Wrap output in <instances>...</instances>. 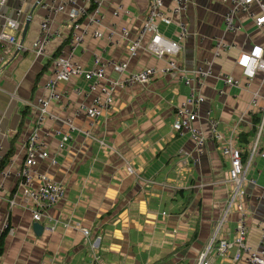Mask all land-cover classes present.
Masks as SVG:
<instances>
[{"label":"crops","instance_id":"crops-1","mask_svg":"<svg viewBox=\"0 0 264 264\" xmlns=\"http://www.w3.org/2000/svg\"><path fill=\"white\" fill-rule=\"evenodd\" d=\"M45 1L50 0L37 5L38 0H9L0 8V33L6 31L15 38L13 42L0 40V154L2 159L8 157L3 167L0 160V233L4 222L13 228L5 238L0 264H198L224 214L232 187L230 160L222 155L221 144L210 138L207 111L218 119L225 137L234 129L238 135L252 129L254 118L260 121V113L252 111L250 105L254 92L260 95L259 104H264V72L245 84L236 59L241 50L264 45V38L247 16H240L239 32L225 31L223 16L231 0H190L189 9L175 16L172 23H159L163 34L171 38L178 37L181 21L187 25L189 34L178 60L188 71L212 60L213 76L196 86L205 96L197 124L209 136L201 156L196 155L189 134L176 129V109L190 94L191 86L174 75L118 88L111 108L98 119L78 110L80 104H91L95 95L89 82L82 77L59 82L56 92L61 99H51L42 127L50 156L41 158L36 170L63 183L66 195L47 211L58 227L55 231L45 227L39 236L33 229L37 221L32 218L31 201L20 193L13 207L10 201L19 190L17 173L36 117L28 103L48 97L44 86L52 76V61L70 51L72 29L67 12L50 14L52 28L59 35L46 46L45 54H37L33 48L40 24L49 14L42 7ZM148 1L101 0L103 19L99 25L87 26L86 17L80 20L88 32L74 49L73 59L87 68L94 66L95 55L127 61L132 71L164 66L163 60L143 48L133 57L129 54L131 38L142 25ZM119 4L129 15H114ZM94 6L89 8L92 14ZM7 18L18 22L17 30L5 27ZM124 25L131 30L129 40L113 43L93 35L97 27L107 32ZM148 39L149 34L143 42ZM218 39L236 45L212 59ZM223 74L240 84L225 83ZM107 76L117 79L121 73L110 69ZM67 121L73 126L72 138L59 149L60 135L70 130ZM259 152L252 158L245 182L248 245L253 248L261 246L264 232V201L259 199L264 193V132ZM128 166L134 174L128 172ZM4 169L10 171L8 176L2 175ZM39 184L36 180L35 185ZM236 219V212L226 217L219 238L234 240ZM82 228L90 230L88 237ZM98 235L101 240L94 247ZM236 251L233 247L227 255L218 256L213 250L209 264H250L248 252L234 262Z\"/></svg>","mask_w":264,"mask_h":264},{"label":"built area","instance_id":"built-area-1","mask_svg":"<svg viewBox=\"0 0 264 264\" xmlns=\"http://www.w3.org/2000/svg\"><path fill=\"white\" fill-rule=\"evenodd\" d=\"M9 0H0V8ZM22 2V0H16ZM190 0H149L148 7L140 28L131 38V30L122 26L120 30H108L104 32L100 28L93 30L95 37L106 38L109 42H119L121 39L129 40V54L131 57L138 53L140 48L149 52L158 60H163L164 66H145L138 70H129V64L124 60L104 59L99 55L94 57V66L87 68L73 59L74 49L82 43L88 32L87 26L99 25L103 16L100 11L101 0H50L42 2V7L49 11V14L40 24L39 36L33 42V48L37 54L43 55L46 46L59 35L58 30L52 28L50 14L57 12H67L71 24L72 34L70 40L69 53L59 54L52 61V76L45 84L48 91V97H40L35 103L31 104L34 108L36 117L34 119L33 129L25 144V160L19 169L17 176L20 179L19 190L15 192L10 206L16 203L18 194H23L32 203V218L37 222H43L45 227L50 231H55L58 227L57 221H52L51 216H47V211L55 204L60 202L66 195V187L63 183L51 179L45 174L38 173L36 166L41 158H48L50 152L46 141V134L42 131L45 119L48 116V107L51 99L60 101L61 96L56 92V86L59 82L69 80L71 77H82L89 82L90 89L95 92L91 104H80L79 111L85 112L89 117L98 119L108 111L114 101V93L118 88H130L136 85L149 84L158 76L172 74L182 80L185 84L191 86V92L187 98L178 105L176 109V129L180 134H189L195 145L197 156L203 154L204 147L208 140V135L197 124L200 109L199 107L205 102V96L199 91L198 87L202 86L205 80L214 74L212 60H205L203 66L188 71L178 60L181 53L183 41L188 37L189 29L185 22L179 23V32L177 38H171L163 34L160 30L159 23H172L175 16L185 13L190 6ZM94 4V13L89 12L90 6ZM167 6V7H166ZM129 15L128 10L119 6L114 10V15L119 16L121 13ZM240 16L251 18L259 34L264 38V0H231L226 10L223 20L225 31L228 33H237L241 29L239 22ZM88 18L87 26L83 27L81 18ZM5 27L15 31L18 29V22L7 18ZM149 34L147 43L143 42L146 35ZM1 41L15 40L14 35L6 31L0 33ZM234 42H227L225 39H218L213 46L212 59L220 57L223 52L235 47ZM237 65L241 68L242 74L246 80L245 84H250L259 72H264V45L253 44L246 50H241L236 59ZM113 69L121 73V77L114 79L107 76L108 70ZM225 83L238 85L240 81L229 78L226 74L222 75ZM260 95L258 92L253 93L251 101V110H257L260 113V121L257 124V134L254 140L247 148V159L243 158L244 148L236 144L238 132L234 129L230 135L224 136L218 128L219 121L210 115L207 111V123L210 129V138L221 144L220 151L223 156L230 160L228 170L229 181L232 184L230 195L222 218L218 221L214 234L204 251L199 255L198 264H209L208 257L214 250L218 256H225L233 247L237 251L233 261H238L243 252H248V261L250 264H264V232L262 234V244L258 248L248 245V208L246 206L247 190L245 182L247 172L251 165L252 158L259 152L260 137L264 132V104H259ZM69 131L62 133L58 142V148L64 149L71 140V131L73 126L70 121ZM58 133V132H57ZM94 138H96L94 136ZM104 145V141L100 140ZM264 157V152H261ZM2 155L0 154V160ZM56 161L53 160V163ZM128 172L135 173V170L128 166ZM10 171L4 169L2 175L8 176ZM39 180V185L35 181ZM264 201V193L259 196ZM236 212V234L233 241L227 238H219V230L230 213ZM66 225V224H65ZM67 226V225H66ZM8 229V233L13 232L7 222L2 224V230ZM86 237L90 235L88 228H82ZM1 232V230H0ZM1 234V233H0ZM101 236H96L93 246H97Z\"/></svg>","mask_w":264,"mask_h":264},{"label":"trees","instance_id":"trees-1","mask_svg":"<svg viewBox=\"0 0 264 264\" xmlns=\"http://www.w3.org/2000/svg\"><path fill=\"white\" fill-rule=\"evenodd\" d=\"M254 122V127L250 130H242V132L239 133L238 135V139H239V145L242 146L244 148V152H243V158L247 159V148L250 142V138L254 135V133H256V124L259 122V118H254L253 119ZM6 156H4V158L1 160L2 164L1 167H3V165L6 163L7 161ZM189 197V196H188ZM8 233V229H5L1 234H0V256H2V254L4 253V246H5V238L7 236Z\"/></svg>","mask_w":264,"mask_h":264},{"label":"water","instance_id":"water-1","mask_svg":"<svg viewBox=\"0 0 264 264\" xmlns=\"http://www.w3.org/2000/svg\"><path fill=\"white\" fill-rule=\"evenodd\" d=\"M41 1L42 0H38L36 5L39 4ZM29 23H30V18L27 19V22H26V24L24 26V29H23V35L24 36H25L26 31L28 29ZM44 228H45V226L41 222H34V224H33V229H34V232L36 233V235H39V236L42 235Z\"/></svg>","mask_w":264,"mask_h":264}]
</instances>
